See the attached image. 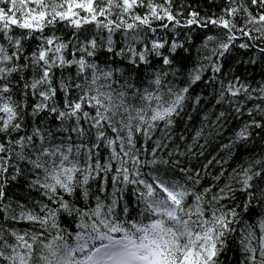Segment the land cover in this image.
I'll use <instances>...</instances> for the list:
<instances>
[{
  "label": "snow or ice",
  "instance_id": "6c2138e0",
  "mask_svg": "<svg viewBox=\"0 0 264 264\" xmlns=\"http://www.w3.org/2000/svg\"><path fill=\"white\" fill-rule=\"evenodd\" d=\"M182 16L173 0H0V264H233L234 247L235 264H264V151L229 164L264 133V81L223 71L239 41L264 74V0ZM192 25L219 34L189 69L176 54L193 38L177 29ZM215 82L218 114L194 89ZM189 109L204 114L181 151ZM230 115L247 119L213 155Z\"/></svg>",
  "mask_w": 264,
  "mask_h": 264
},
{
  "label": "trees",
  "instance_id": "16d2710c",
  "mask_svg": "<svg viewBox=\"0 0 264 264\" xmlns=\"http://www.w3.org/2000/svg\"><path fill=\"white\" fill-rule=\"evenodd\" d=\"M103 2L104 0H96L97 4H102ZM157 2H160V0H157ZM227 2L228 0H173V5L175 10L183 12V16L181 17V19H184L191 11L198 12L201 17L212 16L213 14L218 16L221 13V9ZM145 10L146 9L144 8L138 9V11H140L141 13H143ZM85 14L86 12L81 10V15ZM60 27L64 28L67 35H71L72 29L63 25V23H61ZM94 28V24L89 26L90 30H94ZM177 31L181 33V39H184V34H189L193 38L190 41L192 47L191 53H185L183 52V49H178V54H176V59L183 61L189 69L192 67V62L197 58L196 49L197 46L201 43V40L204 38V36L207 34H219V30L213 25H209L207 28H203L200 25L184 26L178 28ZM107 34L108 33L106 30H102L101 35L107 36ZM158 34L173 37L176 35V31L169 29L165 33L164 30L158 29ZM148 35H151V33L149 32ZM113 37L118 46L122 47L124 45L123 34L120 30H117L115 33H113ZM236 44L237 48L228 57L225 58V67L223 71L227 73L229 72V70H232L235 75L240 76L246 82L251 83L253 87H256L257 84L264 81V74H262L261 64L256 63L255 65H251L248 63V61L250 57H257V53L255 52V50L249 51L246 49H240L238 47L239 41H237ZM110 55L111 54L106 53V49H100L97 58L100 61H103ZM184 57H187V60H184ZM116 59L119 58L116 57ZM57 75H59V72H57ZM209 75L210 73L205 74V81L208 80ZM214 88H219L218 82L210 83L207 85V87L204 83H199L198 85L194 86L196 94H204L205 99L203 104L201 105L204 111H210L218 114L219 111L226 110L227 105L216 107L214 101L212 103H209V101L212 99L211 94L213 93ZM189 113L193 116L192 121L189 122L186 116L183 117L178 122L173 132L175 143L181 145V151H184L186 143H191V137L194 133V130L200 127L201 118L204 114L203 111L197 114L192 109H189ZM210 118L215 119V116L213 115ZM246 119V116L243 119H233V117L230 115L228 117L226 127L222 131H220L219 136H216L212 139V143L208 146V152H211L213 155H215L216 153L213 150V145H218L221 140L226 142V140L233 134L236 128L239 127ZM205 131H207V129H205ZM157 135H159V133H157ZM181 136L185 137V140H181ZM200 143H203V140H201ZM245 148L247 149V151H245ZM262 151H264V133H260L258 136H256L251 143L233 149L235 159H230L229 164L235 167L238 163L246 161L249 156H259ZM220 154L225 156L227 155L226 153ZM185 158L188 159L191 164L204 163L203 158H200L199 161H197L190 155ZM210 171H218V167H213L212 169H210ZM23 191V187L18 182L9 190L10 194L12 192H15L18 195ZM65 223H68V221H65ZM18 227L22 229H28L31 227V225L27 223H21L18 225ZM227 255L232 260L233 264H235V259L239 257L238 248L234 247L233 250L230 251Z\"/></svg>",
  "mask_w": 264,
  "mask_h": 264
}]
</instances>
